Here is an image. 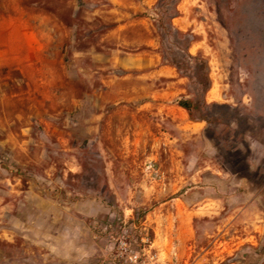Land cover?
<instances>
[{
  "label": "rangeland",
  "instance_id": "obj_1",
  "mask_svg": "<svg viewBox=\"0 0 264 264\" xmlns=\"http://www.w3.org/2000/svg\"><path fill=\"white\" fill-rule=\"evenodd\" d=\"M133 253L264 264V0H0V264Z\"/></svg>",
  "mask_w": 264,
  "mask_h": 264
},
{
  "label": "trees",
  "instance_id": "obj_2",
  "mask_svg": "<svg viewBox=\"0 0 264 264\" xmlns=\"http://www.w3.org/2000/svg\"><path fill=\"white\" fill-rule=\"evenodd\" d=\"M193 58V57H192ZM194 77L203 85L204 91H208L211 86V81L208 74H204V71L208 68V63L205 59L197 56L194 57ZM175 65L178 69L183 70V67L178 63L175 62ZM180 106L187 109L188 111H192L196 104H194L191 100H182L179 102Z\"/></svg>",
  "mask_w": 264,
  "mask_h": 264
},
{
  "label": "built area",
  "instance_id": "obj_3",
  "mask_svg": "<svg viewBox=\"0 0 264 264\" xmlns=\"http://www.w3.org/2000/svg\"><path fill=\"white\" fill-rule=\"evenodd\" d=\"M128 259L129 264H145L143 261H141L139 253L130 254Z\"/></svg>",
  "mask_w": 264,
  "mask_h": 264
}]
</instances>
